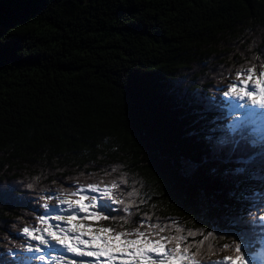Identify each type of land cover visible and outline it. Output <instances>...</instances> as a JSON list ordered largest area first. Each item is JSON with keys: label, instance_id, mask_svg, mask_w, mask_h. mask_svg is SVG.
<instances>
[{"label": "trees", "instance_id": "16d2710c", "mask_svg": "<svg viewBox=\"0 0 264 264\" xmlns=\"http://www.w3.org/2000/svg\"><path fill=\"white\" fill-rule=\"evenodd\" d=\"M253 66L264 71V0H0V189L10 192L0 264H19L10 248L40 264L20 233L42 226L41 196L113 182L124 203L100 226L191 230L184 243L199 263L234 257L233 218L216 211L234 165L212 146L235 120L220 107L224 91ZM261 190L255 181L246 194ZM240 214L255 221L264 209L248 201Z\"/></svg>", "mask_w": 264, "mask_h": 264}, {"label": "snow or ice", "instance_id": "6c2138e0", "mask_svg": "<svg viewBox=\"0 0 264 264\" xmlns=\"http://www.w3.org/2000/svg\"><path fill=\"white\" fill-rule=\"evenodd\" d=\"M254 74V66L246 73L238 72L236 74L238 80L242 75L245 76V79L240 81V85L243 86L233 83L224 91V97L230 98L233 109L239 116L227 126V134L220 137L212 146L213 150L218 149L227 153L234 165L231 175V198L216 211L233 218L236 227L230 234L235 236L237 241L234 246L235 256L225 257L215 264H226L227 261H231V264H252L249 258L250 233L259 228L264 234V214L256 216L255 221L247 220L240 214V209L248 201H252L254 205L259 202L260 207L264 209V72L256 77L255 84L249 88L248 81L252 80ZM255 181H260L262 190L251 195L246 194L251 192ZM28 187L31 188L32 185ZM118 187L115 182L103 188L97 184L87 185L86 188L78 187L69 194L70 197L78 196V199L69 196L61 199L55 194L41 196L40 199L45 201L42 205L44 212L37 219L39 224L45 227H24L20 235L29 243L26 247L22 246L21 250L31 253L32 260L46 262L47 258L55 264H199L195 259L197 253L189 254L192 245L184 243L188 237H194L197 233L189 230L187 236H160L168 225L161 226L159 223H149L147 233L140 231V227H144L146 223L145 220H141L140 226L134 231L115 232L111 228L101 227L95 230L98 234L84 239V236L94 230L90 226L73 222L84 219L96 221L116 219L111 216V212L118 210L113 206L124 203L112 194V189ZM8 195H10L8 190L0 189V199ZM51 199H57L58 203L50 206L47 201ZM144 202L141 200V203ZM130 208L131 204L123 211L130 215ZM249 215L253 216L254 213L249 212ZM121 219H124L125 223L128 222L125 217ZM147 219L150 220V217ZM50 221H62L64 224L63 226L60 223L52 224ZM85 228L87 231H81ZM176 231L182 232L184 229L177 227ZM212 235L213 232H208L204 239ZM153 236L159 238L153 239ZM173 240L176 241L175 247L166 249V243ZM31 241H36L37 245L34 246ZM203 242L204 240H201L199 244L202 245ZM224 247L227 248L228 245ZM37 253L43 254L37 256ZM8 254L15 257L19 264H23L24 257L11 248L8 249ZM72 257L93 259L78 261Z\"/></svg>", "mask_w": 264, "mask_h": 264}, {"label": "rangeland", "instance_id": "374dc122", "mask_svg": "<svg viewBox=\"0 0 264 264\" xmlns=\"http://www.w3.org/2000/svg\"><path fill=\"white\" fill-rule=\"evenodd\" d=\"M264 72V71H263ZM259 75H257L256 73L253 75V78H252V80H250V81H248V86H249V88H251V86L253 85V84H255V82H256V77H258ZM245 79V76H241L240 77V79L238 80V79H235L233 82H230L229 84H228V86L230 85V84H233V83H235V84H237V85H240V81L241 80H244ZM241 87L243 86V85H240ZM227 89H228V87H227ZM226 104H227V106H226ZM220 107H222L223 109H225L226 110V112H227V114H229V116H231V118H234L235 120L238 118V116H239V113L238 112H235L234 111V109H233V105H232V103L230 102V98H227L226 97V99H222V105L220 106ZM94 195V194H93ZM78 199V198H77ZM61 214H64V213H61ZM83 215V214H82ZM50 223H52V224H56V223H60L62 226H63V224H64V222H57V221H50ZM74 224H83V225H85V226H90L94 231L93 232H91V233H89V235H86V236H84L83 238L84 239H89L92 235H96V234H98V232L97 231H95V230H98L99 228H101V227H104V228H111V227H105V226H100L98 223H97V221L96 220H93V219H84V220H79V221H74L73 222ZM41 227H45V226H41ZM111 229H113V228H111ZM81 231H87V228H85V229H81ZM115 231V230H114ZM260 231V230H259ZM115 232H124V231H115ZM73 234H78V233H73ZM105 235H111V234H105ZM259 236L261 237V240H262V247H261V251H259L256 255H255V257L252 259V264H264V234H262L261 232H259ZM132 238H134V237H132ZM32 242V244L35 246V245H37V242L36 241H31ZM54 243V242H53ZM41 247H43V246H41ZM58 251V250H57ZM41 254H43V253H37L36 255L38 256V255H41ZM56 253H53V255H55ZM26 255H28L29 257H31L32 256V254L31 253H27L26 252ZM69 257H71V254H69ZM72 258H74V259H76V260H91V259H93V258H90V257H72ZM222 260H224V258H217V259H214L213 261H212V263H209V264H215V262H217V261H222ZM38 263H40V264H55V262H53V261H51V260H48L47 258H46V262H41V261H39V260H36ZM199 264H202V263H199ZM226 264H231V261H227L226 262Z\"/></svg>", "mask_w": 264, "mask_h": 264}]
</instances>
